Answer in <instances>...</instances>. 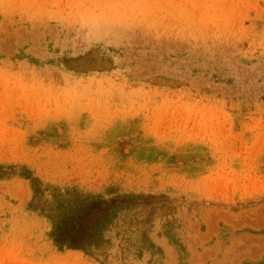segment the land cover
<instances>
[{
	"label": "rangeland",
	"instance_id": "374dc122",
	"mask_svg": "<svg viewBox=\"0 0 264 264\" xmlns=\"http://www.w3.org/2000/svg\"><path fill=\"white\" fill-rule=\"evenodd\" d=\"M70 186L125 196L94 256L50 239ZM247 237L264 264V0H0V264H234Z\"/></svg>",
	"mask_w": 264,
	"mask_h": 264
},
{
	"label": "trees",
	"instance_id": "16d2710c",
	"mask_svg": "<svg viewBox=\"0 0 264 264\" xmlns=\"http://www.w3.org/2000/svg\"><path fill=\"white\" fill-rule=\"evenodd\" d=\"M24 177L30 179L37 192L35 184L41 180L32 174ZM51 194L53 198L43 214L52 221L49 236L57 249L80 250L92 256L94 252L102 251L109 242V231H104L105 226L99 225L100 221L114 208H121L125 204V196L105 198L71 186L55 187Z\"/></svg>",
	"mask_w": 264,
	"mask_h": 264
},
{
	"label": "crops",
	"instance_id": "0c3cea01",
	"mask_svg": "<svg viewBox=\"0 0 264 264\" xmlns=\"http://www.w3.org/2000/svg\"><path fill=\"white\" fill-rule=\"evenodd\" d=\"M27 179V178H26ZM30 180V179H28ZM238 240V238H233L231 245H230V249L235 250V248H237V252H238V258L236 263L234 264H242L243 259H252V260H256L259 259L261 257V254L263 252V250H260L258 253V256L252 255V252L254 250V246L250 243V241H248V237L243 240V239H239L238 242L235 244V241ZM235 247V248H234ZM60 251V250H58ZM61 253L64 252H82L80 250H66V251H60Z\"/></svg>",
	"mask_w": 264,
	"mask_h": 264
}]
</instances>
